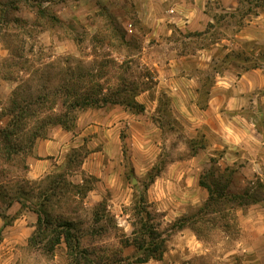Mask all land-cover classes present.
I'll return each instance as SVG.
<instances>
[{"label": "rangeland", "instance_id": "rangeland-1", "mask_svg": "<svg viewBox=\"0 0 264 264\" xmlns=\"http://www.w3.org/2000/svg\"><path fill=\"white\" fill-rule=\"evenodd\" d=\"M184 1L194 3V0H180ZM18 2L25 3L23 0ZM241 2L245 4L244 0ZM253 3L260 6L264 13V0H253ZM26 4L38 7V18L32 21V26H25L15 19L12 25H3L6 30L1 35L6 46L20 58L15 64L17 71L8 74L19 84L6 100L1 101L0 120L3 122L0 123V133L13 120L19 121L20 126L6 152L0 144V217L5 215L3 212L18 197L30 195L23 196V191L30 193V189H33L31 191L36 193L40 183L44 186L54 178L47 176L31 184L25 179V159L35 139L58 125L55 124L58 120L72 124L73 128L79 111L101 108L81 109L68 106V102L63 104V85L71 89L91 87L92 90L106 93L123 84L127 90L134 91L129 94L130 101L138 102L137 99L142 98L144 103H150L157 98L159 111L166 119L162 123L159 139L164 148L176 149V152L172 154L173 150L169 149L164 151L167 156H161L156 169H162L169 159L186 160L185 154L184 157L183 153L181 156L177 154L184 147L186 132L178 121L176 132L169 133L171 124L167 119L172 115L170 97L168 86L160 84V80L168 73L177 53L183 54L217 39L224 30L221 27L227 30L225 26L231 23L230 17L228 13L212 9L217 7L216 1L210 4L209 13L215 22L203 31L194 32L180 30L169 22L167 11L175 5L173 0H27ZM222 18L226 19L220 22ZM6 20L11 21L5 17ZM147 21L154 25L148 26ZM42 30L49 31V43H41V39L46 37V33H41ZM254 51L257 53L256 58L246 56L250 59L246 66L264 61V50L256 47ZM221 56L214 62L213 68L225 67L233 55L228 53ZM187 60L188 70H199L192 58ZM205 71L208 73L206 82L209 83L212 72L209 69ZM13 100L19 106L26 107L15 118L12 117L16 112ZM203 142L204 138L198 133L189 146L195 151L203 146ZM128 150V169L119 176L114 175L116 184L111 188L106 186L105 180L96 178L94 174H84L85 185L98 180L97 185L101 187L100 193L98 196L95 194L97 197L92 198L91 202L78 199L75 191L67 185L59 191L58 196L53 197V213L61 214L73 223L71 231L78 237L77 252H70L64 241L62 246L55 249V244L51 249L52 242L49 239L52 236L47 237L48 231L41 232L34 236L35 242L18 246L20 264H56L58 260H62L63 264H135L134 259L142 256L137 246L146 247L152 243L148 236L150 231L155 233L154 244L163 241V256L177 231L186 224L207 242L210 249L191 260H185L184 254L180 253L169 254L166 259L175 260L178 264H232L233 258L238 264H244V254H230L237 237L236 231L241 227L235 212L230 208L242 207L245 210V206L235 202H223L220 206L213 204L207 209L205 205L185 208L175 205V213L169 212L168 208L159 212L152 203L149 188L153 171L145 173L141 169L146 161L141 145L136 142L134 146L129 145ZM70 154L69 162L60 172L65 182H71L73 175L78 174L83 157L81 151ZM217 163V156H210L208 161L203 160L200 179L206 184H212L220 175L223 180L232 178L233 167L225 168L227 171L224 172L222 163ZM259 186L260 178L247 190H250V196L264 200V190ZM28 198L34 203L31 197ZM165 214L167 217H164ZM125 215L129 218L122 221ZM141 224L145 225L148 234L142 239ZM223 232L228 233L229 237ZM3 238L4 235H1L0 241ZM162 256L155 260H161Z\"/></svg>", "mask_w": 264, "mask_h": 264}, {"label": "crops", "instance_id": "crops-1", "mask_svg": "<svg viewBox=\"0 0 264 264\" xmlns=\"http://www.w3.org/2000/svg\"><path fill=\"white\" fill-rule=\"evenodd\" d=\"M173 1L175 5L167 11L169 22L183 31H203L214 23V17L209 14L213 1L217 2V7L212 9L228 13L231 20L225 26L227 30L220 28L224 30L217 39L183 54L177 53L168 73L160 80V84L168 86L170 97L169 133L176 132L178 121L183 125L185 144L177 154L181 156L183 153V157L185 154L188 158L169 159L162 169H156L166 150L173 149L164 148L159 139L166 119L159 111L157 98L150 103H144L141 98L137 100L143 104L142 111H133L118 104L88 108L77 113L73 128L56 125L37 137L25 159L27 168L24 176L30 184L47 176L60 177L62 168L69 162L70 153L81 151L80 170L73 175L71 182L83 186L85 195L81 200L91 202L101 187L97 185L98 180L85 185L84 174H94L111 188L116 184L114 175L119 176L128 169L129 145L134 146L137 142L146 160L141 169L145 173L153 171L149 188L152 203L159 212L168 208L169 212L175 213V205L185 208L206 203L209 194L200 185V173L204 167L203 160L208 161L210 156L219 157L222 170L233 167L228 194H243L258 178L264 190V61L246 66L252 57L256 58L254 48L264 50V13L253 0H244L245 4L241 0ZM37 15L38 7L31 4L23 3L17 7L0 5V109L1 101L6 100L19 84L8 74L17 71L15 64L20 58L12 55L2 40L1 35L6 30L3 25L18 19L25 26H32ZM5 17L11 21L6 22ZM240 18L242 20L238 21ZM225 19H220V22ZM147 22L148 26L154 25ZM41 33H46V39H41V43H49V31L42 30ZM228 53L233 55L228 64L221 69L213 68L214 62L222 58L221 54ZM189 57L199 70H188ZM205 69L212 72L209 83L206 82L208 73ZM198 133L204 142L194 151L189 143ZM76 197L80 199L79 195ZM26 203L30 204V201ZM245 207V210L242 207L230 208L241 226L236 231L230 254H244V264H264V200ZM3 213L5 215L0 217L1 235H4L0 241V264H20L18 246L29 242L37 226L38 214L17 200ZM128 218L125 215L121 220ZM225 235L229 237L228 233ZM174 237L161 260L150 259L138 264H178L175 260L166 259L169 254H184L185 260H191L210 249L188 224ZM62 241L56 244L55 249L63 245ZM231 262L238 264L233 258ZM56 264L63 262L58 260Z\"/></svg>", "mask_w": 264, "mask_h": 264}, {"label": "trees", "instance_id": "trees-1", "mask_svg": "<svg viewBox=\"0 0 264 264\" xmlns=\"http://www.w3.org/2000/svg\"><path fill=\"white\" fill-rule=\"evenodd\" d=\"M21 0H6L4 2H0L1 6H9V7H17L19 5V2ZM25 3L27 0H23ZM15 21V20H14ZM13 21V22H14ZM6 22H8L6 20ZM19 22V21H18ZM20 23V22H19ZM10 50V48L8 47ZM12 50H10L11 52ZM12 55L19 57L18 54H15L13 51L11 52ZM237 55H240V53H237ZM248 60L247 58H245ZM122 83L124 80L121 81ZM134 91L131 89H126V86L123 84H120L119 87L115 90L109 91V92H101L92 90V88H70L68 86H62L61 88V94L64 98L63 104L68 102V106L72 108H87V107H102L106 106L108 104H118L125 107L130 108L133 111H142L143 105L139 104L135 100L130 101L129 94H133ZM12 105L15 106L14 111L15 114L12 117H17L19 113H21L23 110H25L26 107L23 108V105L20 104V106L16 103V100L12 101ZM30 106V105H29ZM13 118V119H14ZM75 120V119H74ZM19 121L13 120L10 124H8V127L4 128L0 133V144L2 149L6 152L7 148H10V143L15 140L16 136V130L20 126L18 124ZM73 122V121H72ZM75 122V121H74ZM55 124L61 125L62 127L66 129H71L72 124H67L63 120H58L55 122ZM13 146V144H12ZM224 172L227 171V169L223 170ZM222 171V172H223ZM218 177V176H217ZM63 180V181H62ZM230 178L224 179L222 175L214 181L212 184H206L200 179V185L208 191L209 197L206 203H204V207L210 208L213 206V204L221 205L223 202L228 203H237V205L245 206L251 203H255L257 201H260L257 199V197H252L249 195V189L246 190L241 195H230L227 193V187L230 182ZM29 183V182H28ZM64 185H67L71 187L76 195H79V198L82 199L85 195V189L83 186H78L73 184L72 182H65L64 177H58V178H51L49 182L41 186V183L39 184L37 188V192L34 193L33 189H30V193H27L29 191H23L22 195H28L25 196V198L18 197L16 200L21 203L23 207L29 206L31 207L37 214V226L34 231V234L29 238V243L35 242L34 236H38L41 232L42 234L45 232H49L48 236H52L49 240L52 242L50 245L51 249L52 246L59 243L61 240H63L67 248L70 252H77V242L78 237L76 234H74L71 230L73 229V223L70 219L64 218L61 214H55L53 213V209L55 208V203L53 197L58 196L62 189H64ZM62 186V187H61ZM262 188V185L259 186ZM31 188V187H30ZM65 192V191H64ZM28 197H31V199L34 201L30 204H27L26 201L29 200ZM11 202V201H10ZM145 222V221H144ZM141 239L147 237V229L145 228L144 224H141ZM197 233V232H196ZM155 233L153 231L149 232V237L152 240V243L150 245L147 244L146 247H142L141 245H138V251H142V256L134 259L133 263H143L147 262L150 258L151 259H160L163 253V248L161 246L163 245V241H159V243H153L155 240V236L153 237ZM72 240H74V243H72ZM143 245V244H142ZM150 249H149V248ZM84 253L83 251H81ZM77 262V261H76Z\"/></svg>", "mask_w": 264, "mask_h": 264}]
</instances>
